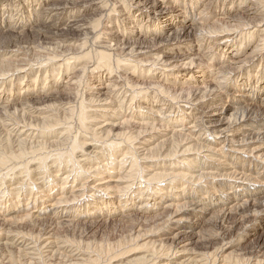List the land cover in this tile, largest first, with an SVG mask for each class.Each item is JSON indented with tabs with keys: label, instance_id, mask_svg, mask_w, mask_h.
<instances>
[{
	"label": "bare ground",
	"instance_id": "obj_1",
	"mask_svg": "<svg viewBox=\"0 0 264 264\" xmlns=\"http://www.w3.org/2000/svg\"><path fill=\"white\" fill-rule=\"evenodd\" d=\"M94 1L0 17V264H264L263 246L241 254L264 227V55L239 57L264 0Z\"/></svg>",
	"mask_w": 264,
	"mask_h": 264
},
{
	"label": "rangeland",
	"instance_id": "obj_2",
	"mask_svg": "<svg viewBox=\"0 0 264 264\" xmlns=\"http://www.w3.org/2000/svg\"><path fill=\"white\" fill-rule=\"evenodd\" d=\"M35 1L36 0H34V3H31V2H33V0H6V1H3V3L2 4H0V17L1 16H3L4 15V17L6 18V21H8V20H10V18L12 19V20H14L15 22H17V23H27L28 21V19L30 20V17L32 16V18H33V11L36 9V8H38V4L37 3H35ZM93 2V1H92ZM26 3V4H25ZM94 3H99V1H97V0H95L94 1ZM4 4V5H3ZM25 4V5H24ZM33 4V5H32ZM25 6V7H24ZM31 6V7H30ZM13 7V8H12ZM27 7V8H26ZM243 7H245V9L246 8H248L247 7V5H244ZM254 7V6H253ZM3 8V9H2ZM2 9V10H1ZM5 9V10H4ZM10 9V10H9ZM10 12V13H9ZM25 13V14H24ZM87 14H91V12H89V13H87ZM9 16V17H8ZM23 16V17H22ZM20 17V18H19ZM7 18H9V19H7ZM11 20V21H12ZM23 20V21H22ZM34 20H35V17H34ZM0 24H1V20H0ZM262 26V25H261ZM260 28V30L257 28V29H253V30H259V31H264V26L263 27H259ZM28 37H26V36H24V35H16L15 36V40L17 41V42H19V43H17L18 44V46L17 47H20V48H25L27 51H25V52H27L28 54H30L31 53V51L29 50V49H31L32 48V41H31V37H29L28 39H27ZM22 39V41H20ZM258 39V40H257ZM28 40V41H27ZM264 34H262V35H260L259 36V34H258V37H255L254 39H253V41L251 42V44L252 45H250V46H248L247 48H241V50L239 51L240 52V54L239 55H241V56H239V57H245V56H247L246 54H249V56H248V59H251V58H255V57H257V56H260V55H262L261 57H263V55H264ZM21 42V43H20ZM25 42V43H24ZM27 42V43H26ZM4 43V42H3ZM30 43V44H29ZM259 43V44H258ZM20 44V45H19ZM22 44H26L25 46H23ZM8 44L5 42L4 43V45H2V46H0V47H2L1 48V50H0V52H1V54L2 55H4V58L3 57H1V58H3V59H5L6 57V59H9V58H11V56H12V54H9L10 52H11V50H13V48H10V47H12V45H10V47L8 48V46H7ZM22 45V46H21ZM262 45V46H261ZM7 46V47H6ZM29 46V47H28ZM28 47V48H27ZM4 48V49H3ZM8 48V49H7ZM221 51H224V54L226 55V57H229L230 55H235L236 54V52H234L233 50H231V49H228V48H226V49H224V44L223 43H221ZM262 48V49H261ZM3 49V50H2ZM14 49H16V48H14ZM261 49V50H260ZM7 50V51H6ZM19 50V49H18ZM253 51V53L251 52V51ZM20 51V50H19ZM22 51V50H21ZM214 54H215V52H213ZM217 54V53H216ZM32 55V54H31ZM254 55H255V57H254ZM8 56H10V57H8ZM31 57V56H30ZM1 58H0V60H1ZM13 59L14 58H11L10 60H12L13 61ZM247 59V60H248ZM255 63H259L258 61H256L255 59H253L251 62H250V64L247 66V67H249V66H253ZM208 64V63H207ZM36 66H38V67H36ZM46 66V67H45ZM35 67V68H34ZM23 68V72L24 73H27L28 75L30 74V73H32V71H34V70H38L39 69V71H40V68L41 69H45V70H50V68H49V66L48 65H42V64H39V63H37V64H30V65H28V67L25 65V66H23L22 67ZM26 71V72H25ZM37 72V75H38V77H40V81H38L37 83H36V89L35 90H37L38 88H42V85H43V78H44V75H43V77H42V71H40V72ZM50 73H51V70H50ZM100 74L102 75V77L104 76H106L107 75V73L105 72V71H100ZM89 76L88 77H90V76H92L91 74H88ZM157 75V74H156ZM159 76V75H158ZM196 77V79L197 80H200L199 78H200V74L199 73H197L196 75H195ZM103 77V78H104ZM114 77H116V75L114 74ZM146 80H147V82H152V81H156V79H153V78H146L147 76H143ZM183 77H184V75H177V79H179V80H181V79H183ZM0 78H2V77H0ZM15 78V79H14ZM16 78H18V77H11V78H9V79H14V80H16ZM47 78L48 79H50L49 80V82H51V74H50V77H48V75H47ZM136 79H137V77H135ZM189 78V77H188ZM68 79H70V77H68V75H62V77L60 78L59 77V79H57V81H56V83H58L59 84V89H63V88H65V86H67V84H68V86H69V84H70V80H68ZM8 80V79H7ZM66 80V81H65ZM190 80H191V78H190ZM69 81V82H68ZM201 82H202V80H200ZM29 82H30V80H24V82L21 84L20 83V86L21 87H24V86H29ZM65 82V83H64ZM94 82H96V80L94 81ZM27 83V84H26ZM67 83V84H66ZM96 83H98V81L96 82ZM26 84V85H25ZM193 85H197V83L196 82H193L192 83ZM1 85V84H0ZM48 85V83H45L44 85H43V87L45 86L46 88L48 87L47 86ZM64 85V86H63ZM192 85V86H193ZM14 86L15 87H18L19 86V84L18 83H14ZM168 88H174V87H172L171 85H169L168 84V86H167ZM3 90V91H2ZM41 90H43V91H45L46 89L45 88H43V89H41ZM243 90V88L241 89V91ZM0 94L1 95H4V94H8L7 93V91H5V89H3V87H2V89L0 88ZM15 93H16V91L15 90H13ZM5 92V93H4ZM18 94V93H17ZM11 99V98H10ZM10 101H12V100H10ZM218 115V114H217ZM217 115H215L214 117L216 118H219L220 116H217ZM226 117H227V115H226ZM224 118V117H223ZM252 145V144H251ZM253 147V146H252ZM210 194V195H209ZM209 194H207V198L208 199H214L213 197H211V193H209ZM216 194V193H215ZM3 199L4 198H2V199H0L1 201H3ZM239 217V218H238ZM236 218V219H235ZM233 220L232 221H234V223H239V220H241V217L240 216H236V217H233L232 218ZM235 219V220H234ZM141 223H140V222ZM137 222H139V223H136L135 222V224L137 225V226H139V224L140 225H142V220H137ZM114 225H113V224ZM244 225H245V223H243ZM113 225V226H112ZM130 225V226H129ZM248 226H250V224L248 223L247 224ZM131 224H129V222H126V221H123V222H111V223H107V224H103V225H100V224H98V226H96V227H94V228H92V229H87L86 230V235H85V240H86V242H88V243H95L96 245H98V246H103V247H106V245H108V244H111V243H115L116 241H118V240H120V238H122V237H124V236H127V235H129V231L132 229V228H135V227H133L132 226V228H131ZM143 226V225H142ZM228 226H231V223L228 225ZM98 227V228H97ZM109 227V228H108ZM129 227V228H128ZM129 230H128V229ZM93 231V232H92ZM63 233H65V234H67V233H69V232H61V234H63ZM85 233H82V235L83 234H85ZM64 234V235H65ZM69 234H71V233H69ZM69 234H67V238L70 240L72 237H70L69 236ZM77 236L79 235V233L78 234H76ZM76 236V237H77ZM61 237H63V236H61ZM257 237V238H256ZM260 237V238H259ZM260 240H259V239ZM71 240H75V239H71ZM84 240V241H85ZM77 242H78V240H76ZM252 241V242H251ZM256 241V242H255ZM258 241V242H257ZM245 242H247V243H245ZM245 242H243V244H242V253L241 254H247V253H250L251 251H252V249H254L255 248V246L256 245H260V246H263L264 247V227L257 233V235L255 236V237H249V238H247L246 240H245ZM253 242H255V243H253ZM244 244H246V246L244 245ZM244 246V247H243ZM252 247V248H251Z\"/></svg>",
	"mask_w": 264,
	"mask_h": 264
}]
</instances>
